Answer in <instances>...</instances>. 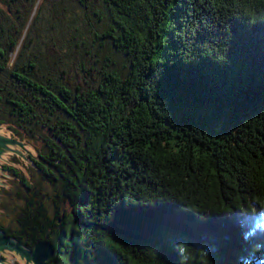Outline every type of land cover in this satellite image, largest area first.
Returning <instances> with one entry per match:
<instances>
[{
  "label": "trees",
  "instance_id": "obj_1",
  "mask_svg": "<svg viewBox=\"0 0 264 264\" xmlns=\"http://www.w3.org/2000/svg\"><path fill=\"white\" fill-rule=\"evenodd\" d=\"M0 126L46 264H264V0H0Z\"/></svg>",
  "mask_w": 264,
  "mask_h": 264
},
{
  "label": "rangeland",
  "instance_id": "obj_2",
  "mask_svg": "<svg viewBox=\"0 0 264 264\" xmlns=\"http://www.w3.org/2000/svg\"><path fill=\"white\" fill-rule=\"evenodd\" d=\"M0 136L10 138V129L0 126ZM21 143L28 152L15 142L4 143L5 149H0V182L2 183L0 184V222L5 225H14L17 208L24 204V200L16 195L18 191L22 193L20 178L6 170L7 165L16 168L31 182L35 184L39 182L43 191L53 193L52 186L48 181L41 179L39 170L32 160V157L37 158L40 143L27 139ZM15 151H20L26 159ZM0 259H2L0 264H33L31 260L26 263L24 256L8 248L0 249Z\"/></svg>",
  "mask_w": 264,
  "mask_h": 264
},
{
  "label": "water",
  "instance_id": "obj_3",
  "mask_svg": "<svg viewBox=\"0 0 264 264\" xmlns=\"http://www.w3.org/2000/svg\"><path fill=\"white\" fill-rule=\"evenodd\" d=\"M7 142H15L17 144H20V146L22 148H24L21 145L22 143L14 140V139H10V138L0 136V145L7 143ZM10 150H12V149H10ZM12 151H14V150H12ZM15 152H17L19 155L23 156L20 151H15ZM36 157H38V155ZM0 184H2V183L0 182ZM1 248H8L10 250H14L18 254H20L21 256L25 257L26 263H27V261L31 260L33 264H46V261L48 259H50L52 257V255L54 254L53 244L46 239L39 240L38 242H36V244L34 245V247L32 249H29V248L23 246L20 242H18L14 238L5 234L2 230H0V249ZM0 260H2V259H0Z\"/></svg>",
  "mask_w": 264,
  "mask_h": 264
},
{
  "label": "flooded vegetation",
  "instance_id": "obj_4",
  "mask_svg": "<svg viewBox=\"0 0 264 264\" xmlns=\"http://www.w3.org/2000/svg\"><path fill=\"white\" fill-rule=\"evenodd\" d=\"M0 149H1V147H0Z\"/></svg>",
  "mask_w": 264,
  "mask_h": 264
}]
</instances>
